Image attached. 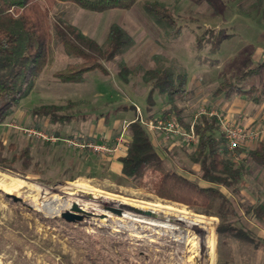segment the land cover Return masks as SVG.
I'll use <instances>...</instances> for the list:
<instances>
[{
  "label": "rangeland",
  "instance_id": "obj_1",
  "mask_svg": "<svg viewBox=\"0 0 264 264\" xmlns=\"http://www.w3.org/2000/svg\"><path fill=\"white\" fill-rule=\"evenodd\" d=\"M150 1L154 0H138L130 10L93 12L72 3H59L50 10L53 22H72L104 46L111 25L117 23L132 35L134 45L104 63L108 74L98 69L90 71L81 83L61 82L55 77L56 71L77 59L54 47L33 90L0 124V139L5 146L14 143L18 151L30 148L35 162L29 167L21 161L9 167L0 165V181H6L3 174L27 181V185L12 191L17 199L0 186V264H264V244L256 248L217 232L221 222L218 204L209 210L214 215H207L202 213L203 208L161 198L155 192L151 171L142 181L121 173L118 165L123 152L117 156L79 153L65 145L53 151L46 140L30 137L17 127L47 132L49 118L34 114L33 109L55 103L63 106L61 113L73 115L61 123L64 132L107 139L113 129L111 142L120 137L127 146L126 124L137 112L155 118L170 106L168 97L158 92L154 105L147 102L150 84L144 74L159 67L188 73L186 98L177 101L185 123H193L201 109L216 110L229 119L224 111L226 99L215 97L213 91L225 77L238 78L248 67L264 61V0H157L173 13L171 24L158 23L145 11ZM219 29L227 38L217 53H211L208 35L199 46V36ZM123 64L131 69L126 82L119 76ZM260 80L261 76H248L238 84L250 87ZM126 108L130 110L123 112ZM259 108L256 114L260 120L251 126L264 140V100ZM102 123L105 127L101 130L89 132V126ZM259 140L246 145L240 156L248 166L240 193L223 190L232 201L228 220L264 238V223L247 211L249 205L264 202V169L247 156L248 149ZM157 147L168 169L207 185L200 179V165L191 159L196 145L175 137ZM13 152L5 151L3 156L11 157ZM75 202L85 213L80 219L67 221L62 213ZM149 202L175 205L193 216L170 213ZM124 204L152 210L156 216L139 214ZM210 237L215 249L208 262L206 244Z\"/></svg>",
  "mask_w": 264,
  "mask_h": 264
},
{
  "label": "trees",
  "instance_id": "obj_2",
  "mask_svg": "<svg viewBox=\"0 0 264 264\" xmlns=\"http://www.w3.org/2000/svg\"><path fill=\"white\" fill-rule=\"evenodd\" d=\"M137 2L138 0H0V124L14 113L19 101L33 90L36 79L52 57L54 47H61L67 55L77 59L56 71L55 77L61 82L78 83L84 81L90 71L98 69L108 74L104 63L113 61L134 45L132 35L117 23L111 25L107 44L104 46L72 22L63 19L53 22L50 10L54 6L72 3L89 11L104 12L113 9L130 10ZM144 9L158 23L174 22L173 13L160 1H150ZM206 37L211 43V53L214 54L221 49L222 42L227 38L222 29L207 30L199 36V46ZM130 72L129 66L123 64L119 76L126 82ZM248 76H261V80L259 84L250 87L238 84L240 79ZM144 80L150 84L148 104H155L157 92L166 95L170 106L162 115L175 112L183 126L189 128L190 124L185 123L181 117L183 109L177 104V101L186 98L188 73L185 70L175 72L168 68H151L146 70ZM213 95L225 98L241 95L256 103L262 102L264 61L248 67L238 78L225 77L214 89ZM62 108V105L48 103L34 108L33 113L46 116L54 123H63L73 115L61 113ZM195 129L199 141L191 159L200 165V179L207 185L175 169H168L165 156L159 152L138 112L126 127L131 139L127 143L126 154L119 158L121 173L129 179L142 181L151 171L155 178V192L159 197L184 203L189 207L203 208L202 213L207 215H214L209 210L218 204L217 216L221 222L217 226V232L228 233L256 248L261 247L264 244L263 237L228 220L232 201L223 188L233 195L240 193V185L248 170L245 158H240L244 149H229L223 133L217 134L220 126L216 116L203 115ZM11 150L14 151L11 157L3 156L5 151ZM247 156L255 165L264 169V140L260 139L256 146L249 148ZM16 161H21L27 167L35 164L30 148L18 151L14 143L5 146L0 139V165L9 167ZM247 211L264 223V202L249 205ZM222 264L231 263L223 261Z\"/></svg>",
  "mask_w": 264,
  "mask_h": 264
},
{
  "label": "built area",
  "instance_id": "obj_3",
  "mask_svg": "<svg viewBox=\"0 0 264 264\" xmlns=\"http://www.w3.org/2000/svg\"><path fill=\"white\" fill-rule=\"evenodd\" d=\"M203 115L217 117L221 132L230 150L244 148L248 143L257 141L261 138L258 129L245 126L230 119H225L216 110L201 109L189 128L183 126L179 115L175 112H169L164 116L161 115L155 118H145L141 116V122L150 132L151 136H162L164 141H171L175 137H182L186 143L197 145L199 136L196 133L195 125ZM128 124L129 122L126 126ZM17 127L30 137L41 138L50 144H64L77 152L88 151L105 155L112 154L116 149L122 148L121 138H119V144L114 146L106 139L91 135H82L79 133L64 135L48 129L46 132L35 127Z\"/></svg>",
  "mask_w": 264,
  "mask_h": 264
},
{
  "label": "crops",
  "instance_id": "obj_4",
  "mask_svg": "<svg viewBox=\"0 0 264 264\" xmlns=\"http://www.w3.org/2000/svg\"><path fill=\"white\" fill-rule=\"evenodd\" d=\"M78 83H81V82H78ZM218 97H220V96H218ZM223 98H225V97L223 96ZM225 99H226V102L224 104L225 105L224 106L225 107V110L224 111L226 112L227 117L229 119H231L232 121H235L237 123H240V124H243L245 126H249L250 127L251 125L254 126L255 125V122H257V120H260V119H258L259 115L256 114V112L260 110L259 107H261L262 102L256 103V102H254L252 100H249V99H247V98H245V97H243L241 95H233L232 97L225 98ZM126 110H130V109H127L126 108V109L123 110V112H125ZM104 125H105V123L104 124L102 123V124H100L98 126L91 125V126H89L90 128L88 127L89 130H90L89 132H92V130H94L96 128H98L99 130H101L103 127H105ZM47 126L50 127V128L47 127L50 130L56 131L57 133L64 134V135H70V134H76L77 133V131L64 132L63 129H61V126H64V124H61V123H58V122L53 123V122H50L49 119H47ZM112 131H113V129H110L109 132L107 133V139H106L107 141H109L110 139H112L111 138ZM128 136L129 137L127 139V143L131 139L129 133H128ZM119 138L120 137H117L115 140H112V142H111V140L109 142L111 144H113L114 146H117V144H119ZM152 138H153V141L155 142L156 146L159 145L160 143H162V141H164L163 138H162V136H152ZM121 144H122V148H118V149H116V151L114 153H112V154H115L114 156H117V155H119L120 153L123 152L122 154H120L119 158L121 156L125 155L126 154V150H127V146L124 145V142H121ZM61 145H64V144H51L50 148L53 151H57V150L59 151V150H62V149H59V147ZM86 152H88V151H86ZM79 153H82V152H79ZM94 154H96V153H94ZM99 155H103V154H99ZM57 159L58 160H61L62 157L57 156ZM118 166H119V169L121 171V163Z\"/></svg>",
  "mask_w": 264,
  "mask_h": 264
},
{
  "label": "bare ground",
  "instance_id": "obj_5",
  "mask_svg": "<svg viewBox=\"0 0 264 264\" xmlns=\"http://www.w3.org/2000/svg\"><path fill=\"white\" fill-rule=\"evenodd\" d=\"M6 181H0V186L2 187V189H4L7 193H12L13 190L19 188V187H23L25 185H27V181L25 179H21L19 177H15V176H9L7 174H3L2 175ZM2 180V178H1ZM109 199V198H108ZM126 200V198L124 199ZM145 203V202H144ZM150 204H153L157 207H160L161 210L162 208L170 211V213H181L184 215H191L186 209L184 208H179L175 205H171V204H166V203H153V202H149ZM147 205V204H146ZM142 206V205H141ZM160 211V210H159ZM164 211V210H163ZM166 214V213H165ZM164 215V214H163ZM166 216V215H164ZM176 216V215H175ZM193 216V215H191ZM180 217V216H179ZM165 219V218H164ZM197 219V218H196ZM200 219V218H199ZM176 220V219H175ZM188 220V219H187ZM194 221V220H193ZM212 234H210L211 236ZM202 244V243H201ZM207 247H208V262L210 260V257L212 256V254L214 253V249H215V242L214 240L210 237V239L207 242ZM205 245V246H206ZM201 248V247H200ZM206 249V248H205ZM205 251V250H204ZM201 252V251H200ZM205 254V253H204Z\"/></svg>",
  "mask_w": 264,
  "mask_h": 264
},
{
  "label": "water",
  "instance_id": "obj_6",
  "mask_svg": "<svg viewBox=\"0 0 264 264\" xmlns=\"http://www.w3.org/2000/svg\"><path fill=\"white\" fill-rule=\"evenodd\" d=\"M8 196H12L14 199H17V196H15L14 194L11 193H7ZM124 207H127L139 214H143V215H147V216H156V213L153 212L152 210H145L143 208H139V207H135V206H131V205H127L124 204ZM113 211H115L117 214L121 213V209L119 208H114ZM81 213H85V211L75 202L73 203L72 207L70 210H67L65 212L62 213V217L65 218V220L67 221H72L75 219H80L82 216L80 215Z\"/></svg>",
  "mask_w": 264,
  "mask_h": 264
}]
</instances>
